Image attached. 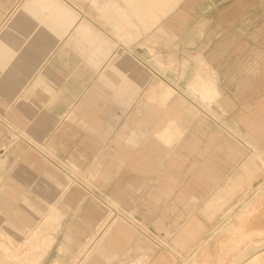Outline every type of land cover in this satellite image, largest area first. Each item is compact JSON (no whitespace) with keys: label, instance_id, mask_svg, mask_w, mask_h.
<instances>
[{"label":"rangeland","instance_id":"rangeland-1","mask_svg":"<svg viewBox=\"0 0 264 264\" xmlns=\"http://www.w3.org/2000/svg\"><path fill=\"white\" fill-rule=\"evenodd\" d=\"M0 23L30 61L0 105V264H264V0H0ZM191 137L247 164L193 194L118 161L151 139L159 174Z\"/></svg>","mask_w":264,"mask_h":264},{"label":"crops","instance_id":"crops-1","mask_svg":"<svg viewBox=\"0 0 264 264\" xmlns=\"http://www.w3.org/2000/svg\"><path fill=\"white\" fill-rule=\"evenodd\" d=\"M27 11L34 16H38L29 10ZM2 23H0V25ZM48 26L53 27L54 25L48 24ZM57 32L60 33L61 30L58 29ZM13 43L8 40L0 41L1 106H7L13 98L20 97L24 88V75L27 74L26 68L30 64V61H28L26 57L22 58V55H18L20 48L12 47ZM54 91L55 90H50L48 95L45 93L44 89L38 90L37 105H41L43 108L45 106L44 101L46 98L50 97L52 99L58 96L52 95ZM41 97H43L42 102ZM176 108L177 106H173L174 110H177ZM51 112L54 113L55 110H52ZM173 121L169 124V128L156 134V136L161 139L164 144H169L167 140H171L175 135L174 133L171 134L170 139H163L164 134H166L169 130L174 129L171 128ZM150 140L151 139H148V141L142 145L143 154H127L124 155L122 159L118 156V161L124 162L127 159L125 162L129 163V171L133 174V177H148L150 179L162 177V179H164L166 193L172 191L171 188L178 183H180L182 188L180 193L208 194L218 192V188H220L227 179L234 176V172L237 170L239 164H247V155L245 154L244 157L237 158L236 144L225 137H222L215 142L208 141L210 144H206L205 147L195 142L196 139L191 137L187 140L186 144L181 145L180 150L176 152L180 155L168 161L165 170L158 174L157 154L154 153L155 150L152 148L155 146L151 144ZM102 144V138H94L92 136L87 138L83 144L75 143L74 146L70 147L69 156H71L75 162L93 161L98 157L97 151ZM186 152H193V155L198 154L199 156L195 155L193 157H185L183 154ZM152 153L155 155H151ZM100 158L101 161L107 162L108 160V156L103 157V155H100ZM103 169L108 171V168L102 164L100 170L101 174L104 177H108V172ZM219 196L220 195H217V197ZM110 225L112 224H108V226ZM107 230L110 231L107 233L106 237L112 239L114 237L112 229H109L108 227ZM189 231L190 230H188V232ZM102 247L106 249L108 246L103 242ZM104 249H101V251Z\"/></svg>","mask_w":264,"mask_h":264},{"label":"bare ground","instance_id":"bare-ground-1","mask_svg":"<svg viewBox=\"0 0 264 264\" xmlns=\"http://www.w3.org/2000/svg\"><path fill=\"white\" fill-rule=\"evenodd\" d=\"M162 82V81H161ZM213 86L212 85H208V86H206V90H207V94L209 93V94H211L212 92H216V89L215 88H212ZM156 90H159V89H156ZM167 91H169V90H167ZM159 92V96H160V100H161V102H160V104L161 105H163V104H167V102L169 101V99L171 100L172 99V95L171 94H168V93H165V92H163V90L161 91V90H159L158 91ZM157 95V97H158V100H159V96ZM151 99H154V98H151ZM156 99V98H155ZM210 99V98H209ZM159 100V101H160ZM174 123H176L175 121H174ZM171 134H174V133H171V130H169L166 134H164L163 135V139L165 140H167V139H170L171 138ZM191 232V230L188 232V233H190ZM185 234V233H184ZM190 235V234H189ZM186 239V238H185ZM85 253V252H84ZM86 254L87 253H85V255L84 256H86ZM84 263V259L83 260H81V262H79V264H83Z\"/></svg>","mask_w":264,"mask_h":264}]
</instances>
